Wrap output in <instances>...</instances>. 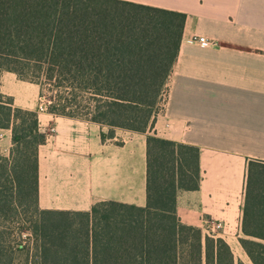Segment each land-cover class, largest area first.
Instances as JSON below:
<instances>
[{"label": "trees", "instance_id": "trees-1", "mask_svg": "<svg viewBox=\"0 0 264 264\" xmlns=\"http://www.w3.org/2000/svg\"><path fill=\"white\" fill-rule=\"evenodd\" d=\"M185 15L121 0H0V73L44 92L47 112L145 133L159 110ZM0 129L11 130L0 157V214L17 195L33 201L34 264H233L228 245L180 223L179 191L199 187V150L147 136L146 205L96 204L90 212L37 208L38 111L0 94ZM239 244L264 264V164L250 162ZM242 264V263H238Z\"/></svg>", "mask_w": 264, "mask_h": 264}, {"label": "crops", "instance_id": "crops-1", "mask_svg": "<svg viewBox=\"0 0 264 264\" xmlns=\"http://www.w3.org/2000/svg\"><path fill=\"white\" fill-rule=\"evenodd\" d=\"M121 1L185 15L166 92L145 133L39 112V86L0 73V94L17 109L38 111V129L46 135L37 151V208L144 207L152 134L199 150V187L176 196L180 223L203 235L206 221L221 223L211 234L228 245L233 264H252L238 239L248 165L264 164V0ZM196 37L216 46L200 47L192 43ZM11 148V130L0 129V154L8 157Z\"/></svg>", "mask_w": 264, "mask_h": 264}, {"label": "rangeland", "instance_id": "rangeland-1", "mask_svg": "<svg viewBox=\"0 0 264 264\" xmlns=\"http://www.w3.org/2000/svg\"><path fill=\"white\" fill-rule=\"evenodd\" d=\"M57 93L54 89L51 92L45 91L41 102L47 107L49 99L54 101ZM0 157L6 156L0 154ZM12 199L14 203L7 209L11 212L0 214V264H34L37 249L35 238L30 232L35 220L31 213L33 201H21L17 195L12 196Z\"/></svg>", "mask_w": 264, "mask_h": 264}, {"label": "built area", "instance_id": "built-area-1", "mask_svg": "<svg viewBox=\"0 0 264 264\" xmlns=\"http://www.w3.org/2000/svg\"><path fill=\"white\" fill-rule=\"evenodd\" d=\"M192 43L199 45L200 47L203 48H210V47H214L216 46V43L214 41H210L205 39L204 37H196L195 39H193ZM164 95V94H163ZM46 105L43 104V102H40L39 107H38V111L39 112H43L46 110ZM50 132H53L54 129L51 128L49 130ZM206 230L207 231H219L222 229V224L218 223V222H212V221H206Z\"/></svg>", "mask_w": 264, "mask_h": 264}]
</instances>
